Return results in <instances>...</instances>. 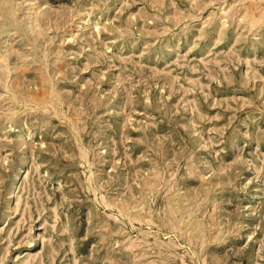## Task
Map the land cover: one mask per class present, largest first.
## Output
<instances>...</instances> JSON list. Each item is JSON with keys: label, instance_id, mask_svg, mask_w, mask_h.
I'll list each match as a JSON object with an SVG mask.
<instances>
[{"label": "rangeland", "instance_id": "374dc122", "mask_svg": "<svg viewBox=\"0 0 264 264\" xmlns=\"http://www.w3.org/2000/svg\"><path fill=\"white\" fill-rule=\"evenodd\" d=\"M0 264H264V0H0Z\"/></svg>", "mask_w": 264, "mask_h": 264}]
</instances>
